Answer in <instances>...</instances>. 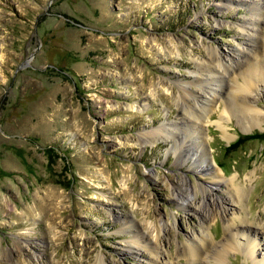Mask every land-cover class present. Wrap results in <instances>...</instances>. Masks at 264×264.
Returning <instances> with one entry per match:
<instances>
[{
  "label": "rangeland",
  "instance_id": "1",
  "mask_svg": "<svg viewBox=\"0 0 264 264\" xmlns=\"http://www.w3.org/2000/svg\"><path fill=\"white\" fill-rule=\"evenodd\" d=\"M250 1L0 0V264H153L154 246L159 264H189L180 248L201 234L203 264L256 260L241 248L216 259L226 218L204 199L264 231V78L236 92L251 49L264 66V5L255 25ZM212 51L226 67L215 76ZM214 93L180 150L140 141ZM203 150L223 183L193 166ZM186 186L193 207L176 197Z\"/></svg>",
  "mask_w": 264,
  "mask_h": 264
},
{
  "label": "bare ground",
  "instance_id": "2",
  "mask_svg": "<svg viewBox=\"0 0 264 264\" xmlns=\"http://www.w3.org/2000/svg\"><path fill=\"white\" fill-rule=\"evenodd\" d=\"M249 4L251 5L250 9L253 10L251 12V16H254V17L256 16L255 19H254V22H255L254 24L258 25V18L262 15V10L260 8H261V5H264V2H263V0H251L249 2ZM263 9H264V7H263ZM261 31H263V30H261ZM261 34L262 33L257 32V28H254V32L249 34V40L251 41L252 39H257V37H259ZM254 36L256 38H254ZM262 37L264 38V33L262 34ZM254 43H256V42H254ZM254 50H257V51H254ZM254 50H252V49L250 50V52H253V55L250 58L246 57V63L245 64H248V61H250V63L246 66L245 70L243 71L244 74H245L244 84H243V86L238 87L237 90H236L237 93H240L242 98H245V92H246L245 90L250 89L251 85H253L257 81H260L261 79L264 78V66L260 65L261 64L260 62H262L263 60L259 59L261 46L259 48L256 47V49H254ZM213 52L214 51L210 52L209 56L211 57V60H210L211 67H210V69H212L211 71L214 72V73H210V74L211 75L213 74L215 76L217 73H219L220 70L226 71V67L224 66L223 62L218 60V57H217L216 53H213ZM254 52H255V54H254ZM230 70H232V69H230ZM205 71L209 72L208 69L205 70ZM231 73H235L234 69L232 70ZM229 75H230V73H229ZM237 75H239V77H240V73L237 74ZM241 76H242V74H241ZM242 91H245V92L241 93ZM214 92H216V91H214ZM215 94H217V93H214L213 94L214 97L212 96L209 99L204 97L205 104L198 103L199 107L193 109L190 113H188V115H190V117H187L185 115V113L183 112L185 116H183L182 125H180L181 127H178L176 125H173L172 126L173 128L170 126L172 129L171 128H166V127H165V129H162V127H161L160 129L157 130V132H156L157 134L156 133H155V135L152 134L150 136L151 138H146V139H148V141L147 140L145 141L144 138L142 140H140V141H142L143 143L147 142V143L155 144V143L161 141V135H162L165 139H172V141L174 142L175 147H176V146H178L176 144V141L179 140L178 137L181 136V139L182 140L184 139V138H182V134L183 133L180 131L182 129L185 131V133L188 134V136L190 138H193L195 140L194 135L196 134V131H195V126H193L194 125L193 118L201 120V117L203 115L202 116H196L195 114H200V112H203V114L205 113L207 115V114L210 113L211 104L215 100L214 99L215 98ZM193 104H194L193 106L196 105L195 103H193ZM189 107H190V105H189ZM248 107H249V105H248ZM197 109L200 110V112H198ZM184 111L187 112L186 109ZM247 111L252 112V114H258V111L255 108H252V106L247 108ZM185 117H187V118H185ZM191 118H192V121H190ZM185 119L188 122L186 124H185ZM189 123H191V126L188 125ZM183 125H184V127H182ZM198 141H201V140H197L195 142H198ZM180 144H182L181 141H180ZM202 144L203 143L201 141L200 145H202ZM195 146H196V144H195ZM177 148H179V146ZM196 148H197V146H196ZM179 150H180V148H179ZM198 152L199 151H194L193 155L196 156V154ZM180 153H182V152H180ZM189 154H190V151H185V155L186 156L189 155ZM202 154H204V155H202ZM201 157H202V160H201ZM193 166H195V168H199V170H203L204 172L210 173L215 178V180H216L215 183L217 185L223 183V181L221 180L222 177L221 178L219 177L220 174L218 175V173L214 170V168L212 167L210 162L207 161L206 154H205L204 150L201 153L199 152V154L197 156V159L193 163ZM194 187H195V185H194ZM201 188L206 193L208 191H210V189H211V188H208L206 186H202ZM232 188H233V192H232L231 188L230 189L228 188L227 190H228V192L231 193V194L230 193L229 194L232 197V199L238 203L240 195L242 193V188L240 186H236V187L233 186ZM192 189L193 188L189 187V186H186V187L181 188V189L179 188V193L176 195V197L179 200H182L183 202H187L188 203L187 205H189L191 207H193L192 205H194L195 202L194 201L190 202V201H188L187 198L194 196L192 194ZM208 197H209V195L207 193L206 197L204 199H206L207 202L210 204V206L212 207V210L215 211L214 208H217V207L221 206L223 208L221 210L222 214L226 218V235H225V240H224L225 243L223 244L221 250H219V251L217 250L216 251L219 254H217V256L215 255L217 257V258L216 257L215 258L217 260L221 261L222 258H223L224 253L227 252V248H232V249H240L241 248L247 255L251 256L252 258L256 257L255 258L256 260H254L252 264H264V254L262 255L261 258L259 257V259H258V256H257V253H256V251L260 250L259 248L261 247L262 242H264V231H261L262 230L261 229L258 233L254 232V234H253V232L251 230V227L249 226L247 221L241 216V214L239 213L238 210L235 211L234 209H231V210L225 209L224 208V202H223L222 199L218 201V199H211V197L208 199ZM237 218H239V221L241 222L242 225L240 226V228L238 229L237 232H233L232 228H233V225H234V220H236ZM204 219H206V218L204 217ZM125 220L126 221L124 223L128 224L127 225L128 228L134 226V223H132L130 219H126L125 218ZM132 234H133L134 240H129L128 242L130 244H132V245L137 247L136 249H133V250H135L136 252H139V248H141V249L142 248H147V245H141V243L143 242V237H142V234L140 233V230H138V228H137V230L132 232ZM239 234L245 236L244 241L243 240L240 241L238 239ZM208 237L209 236L207 234H201V235H198L196 238H190L187 242H183L182 243L183 245L180 248V252H182L187 257V261L190 262L189 264H193V263L194 264L195 263L203 264L204 261L202 260V257H205L204 255H206L207 251L209 253V250H210V247H211V242H210L211 238H208ZM142 246H144V247H142ZM149 252L151 254L150 255L151 256L150 260L152 261L151 263L159 264L158 259H159V256H160V252H159L158 247H156V246L152 247L151 249H149ZM210 252H212V251H210ZM196 260L200 261V262H196ZM201 261H203V262H201ZM95 264H107V263L102 257H98Z\"/></svg>",
  "mask_w": 264,
  "mask_h": 264
}]
</instances>
